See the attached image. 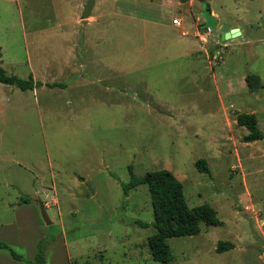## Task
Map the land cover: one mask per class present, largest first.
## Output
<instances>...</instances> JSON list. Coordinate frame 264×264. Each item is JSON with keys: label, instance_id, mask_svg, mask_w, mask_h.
I'll use <instances>...</instances> for the list:
<instances>
[{"label": "rangeland", "instance_id": "374dc122", "mask_svg": "<svg viewBox=\"0 0 264 264\" xmlns=\"http://www.w3.org/2000/svg\"><path fill=\"white\" fill-rule=\"evenodd\" d=\"M85 1L0 0V66L41 84H0V242L31 261L42 241L45 264H158L146 187L122 195L130 165L169 171L220 222L166 239L167 264H264V140L235 124L251 113L264 136V0H205L240 30L227 40L194 0H95L82 20Z\"/></svg>", "mask_w": 264, "mask_h": 264}, {"label": "trees", "instance_id": "16d2710c", "mask_svg": "<svg viewBox=\"0 0 264 264\" xmlns=\"http://www.w3.org/2000/svg\"><path fill=\"white\" fill-rule=\"evenodd\" d=\"M247 90L253 92L258 90L260 80L257 75L249 74L243 78ZM0 84L13 86L21 92L32 91L41 86L40 82L33 81L30 74L26 79H19L15 76H8L0 66ZM47 88H63V84H45ZM235 124L247 131L241 138L242 142L248 143L256 140H264V136L256 127V120L251 113L237 114ZM194 166L199 173L209 174L208 167L204 160L198 159ZM129 175L128 181L121 184L123 197L139 185H144L148 193L149 202L152 210L151 228L153 233L146 238L147 248L151 259L158 264L169 262L168 247L165 240L174 237H188L197 235L199 223L205 225H219L215 211L208 205L202 204L197 207L188 208L183 197L182 185L167 170L159 169L145 172L142 176L136 177L132 173L131 166H127ZM20 203H27L26 198H20ZM132 224L140 228L147 227L146 224L133 221ZM232 248L229 242H218L215 252H222ZM0 250H4L15 261L23 264H45L44 245L39 242L36 252L31 261L25 260L16 254L12 249L0 242Z\"/></svg>", "mask_w": 264, "mask_h": 264}, {"label": "water", "instance_id": "95a60500", "mask_svg": "<svg viewBox=\"0 0 264 264\" xmlns=\"http://www.w3.org/2000/svg\"><path fill=\"white\" fill-rule=\"evenodd\" d=\"M94 1L95 0L85 1V3L82 5V8H81L80 19L83 20L90 15V11L94 5ZM194 1L199 3L200 8H201V12L199 16L203 20V24L201 25L202 29L209 30V31L217 30L220 33L221 40L235 38L240 35V30L237 28L228 29L225 26L219 25L217 20L212 16L205 0H194ZM42 198L43 196H40V198L36 200V204L38 207L41 220L43 221L45 225H49L50 221L48 220L47 215L45 213L44 206L41 201Z\"/></svg>", "mask_w": 264, "mask_h": 264}]
</instances>
